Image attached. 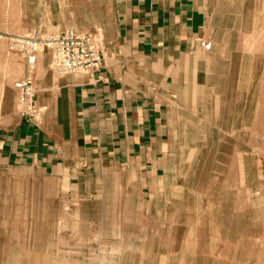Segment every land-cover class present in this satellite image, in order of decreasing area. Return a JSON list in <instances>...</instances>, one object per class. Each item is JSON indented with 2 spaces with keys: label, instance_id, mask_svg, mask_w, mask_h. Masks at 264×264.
<instances>
[{
  "label": "rangeland",
  "instance_id": "obj_1",
  "mask_svg": "<svg viewBox=\"0 0 264 264\" xmlns=\"http://www.w3.org/2000/svg\"><path fill=\"white\" fill-rule=\"evenodd\" d=\"M201 1V93L147 138L124 119L108 135L77 111L48 117L39 101L55 98L40 81L104 66L102 0H0L3 73L27 128L0 154V264H264V0ZM73 30L93 39L86 70H62L45 44L34 63L11 48Z\"/></svg>",
  "mask_w": 264,
  "mask_h": 264
},
{
  "label": "crops",
  "instance_id": "obj_2",
  "mask_svg": "<svg viewBox=\"0 0 264 264\" xmlns=\"http://www.w3.org/2000/svg\"><path fill=\"white\" fill-rule=\"evenodd\" d=\"M100 7L106 9L97 21L105 40L104 66L92 75L62 76L54 88L40 81L46 94L51 92L55 98L40 96L39 101L48 107V117L63 118L62 113H53L54 108H58L57 112L70 110L72 118L77 111L79 117L81 114L99 121L101 133L108 135L120 134L119 122L124 119L127 134L141 133L149 138L155 127L174 125L175 113L187 109L189 91L196 100L201 93L199 77L205 68L199 63L201 47L196 40L206 22L204 2L102 0ZM118 7H122L121 11ZM7 50V43L1 41L0 154L11 156V140L22 141L27 128L16 113V94L3 73ZM139 71H146L147 76H140ZM149 72H157L160 78L150 77ZM156 95L161 99H156ZM169 111L172 115L166 114ZM132 119L135 124L128 127ZM31 134L44 135L38 131ZM41 143L45 144V139H40ZM140 144L151 149L148 141Z\"/></svg>",
  "mask_w": 264,
  "mask_h": 264
},
{
  "label": "built area",
  "instance_id": "obj_3",
  "mask_svg": "<svg viewBox=\"0 0 264 264\" xmlns=\"http://www.w3.org/2000/svg\"><path fill=\"white\" fill-rule=\"evenodd\" d=\"M91 41H93L91 36L83 33L80 34L73 30L63 35L49 37L47 42L40 44L36 41H30V43L26 41V39L14 37L11 48L20 52L25 60L28 56L27 60L29 63H34L36 62L35 52H44L45 46H48L51 50H53V54L56 56L59 68L68 72H76L79 70H86L90 67L87 65L90 61H86L85 59L91 51L94 53L95 51L91 48L84 50V48L92 47ZM81 48L82 50H79ZM97 61L100 62V58H97ZM18 86L21 87L22 85L18 84Z\"/></svg>",
  "mask_w": 264,
  "mask_h": 264
}]
</instances>
